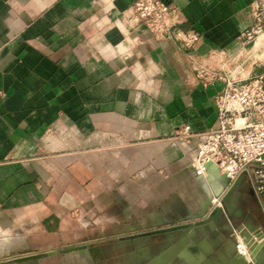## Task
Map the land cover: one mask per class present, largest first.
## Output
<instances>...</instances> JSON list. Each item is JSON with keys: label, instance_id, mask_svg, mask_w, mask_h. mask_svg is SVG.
Instances as JSON below:
<instances>
[{"label": "crops", "instance_id": "obj_1", "mask_svg": "<svg viewBox=\"0 0 264 264\" xmlns=\"http://www.w3.org/2000/svg\"><path fill=\"white\" fill-rule=\"evenodd\" d=\"M133 1L0 0L6 264H264L252 172L230 181L190 163L223 87L195 66L240 51L256 0H166L201 35L196 49L131 27ZM184 126L195 135L177 136ZM236 227L260 238L252 261Z\"/></svg>", "mask_w": 264, "mask_h": 264}, {"label": "built area", "instance_id": "obj_2", "mask_svg": "<svg viewBox=\"0 0 264 264\" xmlns=\"http://www.w3.org/2000/svg\"><path fill=\"white\" fill-rule=\"evenodd\" d=\"M262 4L256 0L251 7L252 26L242 32V47L232 56L220 50V67L209 63L195 66L196 77L205 87L221 82L223 87L216 98L217 127L201 135L196 151L190 153V163L197 175H207L209 165L223 173L230 181L244 171L253 174L254 186L264 196V72L253 73L249 66L251 51L262 31ZM131 27H143L156 38L177 43L184 49H196L201 35L185 30L180 11L166 0H134L123 13ZM250 45V47H248ZM195 135L190 126L178 130L177 136ZM213 203H220L219 197ZM240 256L252 261L251 241L255 245L259 236L244 233L236 227L232 231Z\"/></svg>", "mask_w": 264, "mask_h": 264}, {"label": "rangeland", "instance_id": "obj_3", "mask_svg": "<svg viewBox=\"0 0 264 264\" xmlns=\"http://www.w3.org/2000/svg\"><path fill=\"white\" fill-rule=\"evenodd\" d=\"M260 4H262L261 7V24H262V31L259 34V36L256 39V46L251 51V61H255L256 64L260 66H264V0H258ZM2 239H0V245L2 244ZM11 255L7 254L3 250H0V264H6V261Z\"/></svg>", "mask_w": 264, "mask_h": 264}, {"label": "water", "instance_id": "obj_4", "mask_svg": "<svg viewBox=\"0 0 264 264\" xmlns=\"http://www.w3.org/2000/svg\"><path fill=\"white\" fill-rule=\"evenodd\" d=\"M211 168H215V166L210 164L209 165V169L207 170V172H209ZM250 244H251V250H252V254H253V252L255 251L256 245H255L254 241H251Z\"/></svg>", "mask_w": 264, "mask_h": 264}]
</instances>
